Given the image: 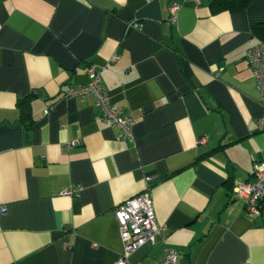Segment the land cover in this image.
<instances>
[{"label": "crops", "instance_id": "obj_1", "mask_svg": "<svg viewBox=\"0 0 264 264\" xmlns=\"http://www.w3.org/2000/svg\"><path fill=\"white\" fill-rule=\"evenodd\" d=\"M258 22L264 0L218 13L209 0H0V264H113L114 210L147 186L164 240L128 264H157L166 245L181 264H264V214L234 194L264 162L246 60ZM91 65L133 115L132 139L94 93L66 96ZM30 95L29 128L18 100Z\"/></svg>", "mask_w": 264, "mask_h": 264}, {"label": "built area", "instance_id": "obj_2", "mask_svg": "<svg viewBox=\"0 0 264 264\" xmlns=\"http://www.w3.org/2000/svg\"><path fill=\"white\" fill-rule=\"evenodd\" d=\"M180 5L172 3L170 13L173 19L177 17V11ZM133 23L130 26H137ZM118 56L114 55L112 60ZM246 60L253 70L256 79L257 89L259 90L264 107V42L249 48L246 55ZM89 83L84 85H71L66 90V96H84L89 92L95 94L97 105L102 109V119L105 122L116 125L125 139H132L134 117L126 108L111 101L107 91L102 85L101 77L94 65L89 66L88 71ZM50 108L45 110L48 113ZM259 129L264 131V115L258 121ZM206 141V138L199 140ZM77 141L69 142L68 145L73 147ZM253 175L255 181H242L234 186V194L244 199L245 207L251 214L257 216L264 214V162L258 161L254 164ZM150 179H148L149 181ZM149 185V183H148ZM79 192L78 188H68L63 191L65 195L75 196ZM5 211L3 206H0V214ZM115 218L118 222L120 235L123 241V252L113 264H128L129 255L136 251L146 242H156L158 238L164 240V232L166 226L162 225L157 220L154 199L151 186L141 193L126 199L114 210ZM180 252L176 247L166 245L164 248L163 257L157 264H181Z\"/></svg>", "mask_w": 264, "mask_h": 264}, {"label": "trees", "instance_id": "obj_3", "mask_svg": "<svg viewBox=\"0 0 264 264\" xmlns=\"http://www.w3.org/2000/svg\"><path fill=\"white\" fill-rule=\"evenodd\" d=\"M252 0H209V7L213 13L221 11L240 12L244 10ZM255 36L264 42V22L254 23L252 26ZM32 95L18 100V108L20 110V118L27 127H31L33 123Z\"/></svg>", "mask_w": 264, "mask_h": 264}]
</instances>
